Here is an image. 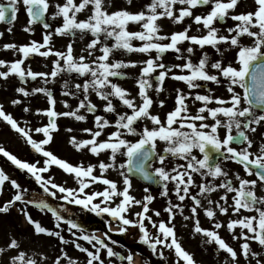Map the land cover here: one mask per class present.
Returning <instances> with one entry per match:
<instances>
[{
    "label": "snow or ice",
    "instance_id": "1",
    "mask_svg": "<svg viewBox=\"0 0 264 264\" xmlns=\"http://www.w3.org/2000/svg\"><path fill=\"white\" fill-rule=\"evenodd\" d=\"M131 2L132 0H128L129 4ZM239 3L240 0H150L142 10L135 12L127 9L108 11L105 0H79V2L77 0H65L64 3H57L53 18L62 17L63 22L55 29L56 34L69 33L75 35L76 30H79L80 33L91 32L94 39L86 46L89 56L92 55V51L96 46L101 43L102 35L105 40L112 38L114 43L111 46L103 43L100 48L102 54L91 61L86 60L84 55L75 57L71 43L67 45L66 52L54 51L49 46L52 36L50 32L44 34L42 43L32 40L30 43L20 45L5 44L3 46L5 49H15L22 55V58L13 61L0 59V66H7V71H0V77L7 78L10 74H16L21 81H24L27 77H31L33 80L41 77L45 78L46 82L47 77L55 78L59 73L67 71L88 78H85L82 83L74 85L76 89L82 91L84 98L79 101L76 109L66 112L55 110L56 100L47 88L38 87L32 90L37 93H45L50 105L47 109L37 110L38 112L43 111L49 117L47 125L35 129L36 132L43 133L45 137L39 141L33 139L30 130L22 127L11 113L6 112L3 105H0V118L22 134L27 143L46 158L43 167H38L39 162L31 163L19 159L2 145H0V153L18 168L27 170L35 177L36 182L41 184L44 191L50 193V195L55 196L56 192L53 189H58L60 193L64 194L60 199L69 200L73 198L72 203L83 205L86 208L91 207V210L98 215L108 214L119 222V227L116 229L119 232H126L129 225H138L142 233L140 240L147 244L153 252L157 251L158 245L174 249L178 257L176 264H180L181 260L184 264H197V262L178 240L174 225L170 226L164 220H160L158 224L153 222V227L158 229L159 234L154 236L149 232L144 220H152V217L147 213L149 212V203L154 197L148 194L143 197V200H138L132 196L129 191L132 187L130 174L136 171L146 180L161 183L163 185L161 195L164 196L168 195V182H175L173 191L178 200L184 201L190 197L194 202L191 208L193 217L196 216L198 207H204V212L209 218L216 216V209L220 213L227 214L229 212L227 206L228 194L234 193L231 197L232 212L240 214L242 210H246L256 214L229 219L226 226L233 233L237 227H240L242 231L239 236L233 234V239H243L244 242L240 245V249L246 259L249 255L257 257L259 253L251 251L249 241H256L259 245L264 246V195L258 196L256 192L258 182L264 184V144L260 146L259 154L253 158L252 153L249 151L253 141L249 139L244 129L250 128L254 132L255 128L252 125L264 122V0H255L254 10L235 13L234 10ZM23 5L29 17L28 25L39 21L43 23L44 28L50 27L44 19L49 9V0H23ZM177 5H179L178 8ZM198 7H207L208 11L203 14H195L194 10ZM9 9L11 10L10 13ZM86 9L90 12V15L86 19H78L77 14ZM17 13V0H10L6 5L0 3V22L6 21L11 24L17 19ZM164 17L177 24L182 23L186 18H191L195 24L201 25L204 31L199 35H190L192 25L189 24L183 30L163 34L158 21ZM228 19L236 21V23L226 29L228 34H221L216 24L217 22H226ZM130 23L139 24L140 30L130 31L128 27ZM11 30L10 27L8 31ZM25 30L32 31L27 26ZM2 34L0 33V35ZM245 35L253 39L252 44H241V38ZM134 40H139L141 43L139 45L133 44ZM185 41L198 45L201 49L205 46H211L217 52L220 51L219 45L221 43H229L239 49L236 56L239 67L233 66L231 63L224 65L220 60H216L211 64V68L215 69L216 72L211 73L208 70L209 57L207 52H204L197 63H194L190 56L187 58L178 57L185 59L182 64L166 65L163 63V55L169 50L180 53L181 48L179 45ZM41 49L46 50L42 51ZM115 49L148 54V58L141 62L143 66L140 70V77L136 81L139 89V103H137L136 97L131 96L128 89L113 80V78L126 76V73L120 71V69L136 64V61L125 62L124 60L110 62V56ZM153 50L155 51L154 56L152 55ZM193 51V47L187 48V53ZM33 54L44 57L54 54L58 59L53 61L54 67L50 73L37 72L33 71L31 67L26 69L23 66L25 60ZM173 68L180 71L173 72ZM153 73H156L154 79L157 81V91L163 90L164 81L171 74L173 79L185 82L188 89L203 87L204 85L199 83L200 81L220 83L222 77L228 81L227 91L231 95L228 99H224L220 96L196 92L194 102H201V106L193 114L189 111L186 102L189 96H193V93L191 91L185 93L183 89H177L175 107L166 114L164 120H161L158 114H152L150 111L153 99L149 95L148 89L153 87L151 82ZM65 86H67V81ZM237 86L242 89V92L236 91ZM16 91L24 96L29 95L28 90L24 87H19ZM90 92H95L97 97L104 101L103 108L106 113H116V119L113 122L103 115H95L96 130L94 131L92 128L83 129V132L90 134V138L78 139L76 136H72L70 143L77 150L88 148L95 155L110 150L109 159L111 163L99 162L101 175L94 173L96 165L88 164L85 166L82 162L73 165L45 147L52 140V132L58 129L56 117H73L78 121H85L87 116L80 114V109L86 108L89 113L96 112L97 105L88 98ZM65 94L75 95L73 92H65ZM114 98H117L130 111L117 112L113 103ZM212 102H215L217 106L209 107ZM12 103L17 104L20 101L17 99L13 100ZM160 104L163 106L164 101L161 100ZM65 105L67 106V101H65ZM25 111H28V109L25 108ZM257 111H259V115H257ZM205 113H207V116ZM209 116L213 120L212 123L206 122ZM142 119L151 120L153 126L151 128L144 126L142 130L138 131L135 125ZM109 126H114L115 131L110 132L105 140L98 139L104 129ZM221 128L225 129L223 136L220 134ZM234 128L236 130L235 135L233 134ZM126 134L138 135L139 139L130 141L124 138ZM157 141H163L166 144L162 154L156 152ZM237 142H246L247 146L242 149L233 147L232 145ZM194 149L199 150L202 158H198L193 154ZM117 154L126 157L119 165L116 163ZM221 155L224 159H231L239 163L248 176L255 175L257 179L241 177L237 173L235 179L238 181V187L234 186L232 179L228 178V172L223 169L219 162L218 157ZM168 156L183 159L185 163L167 168L164 166V162ZM157 158L161 166L155 167L153 173L149 171L151 167L149 161ZM51 165H57L65 172L74 174L78 181V189L56 184L52 182L51 178L46 179L42 173L47 172ZM252 166H255V169ZM117 167L121 170L120 175L123 178L124 186L122 190L118 188L115 180L103 175L108 169ZM194 173H198L205 178H224L220 183L208 181L197 185L200 195L224 189V194L220 197V200L215 202L209 200V206H203L198 195L190 193V186L196 184ZM6 181L10 182L16 191L12 198L0 207V213H7L16 202L24 201L26 204H34L41 210L50 211L57 221L56 228H60L59 222H66L69 226L68 231L71 232L73 237L77 235L76 232L72 231L73 229H79L83 232L78 223L70 219L65 220V217L51 207L46 200L31 199L25 201L24 192L26 189H22L15 179H11L3 168H0V191L3 190ZM98 181L106 185L102 191L91 193L86 191L91 184ZM81 194H83V198H81ZM117 196L121 199L119 203L112 206L111 202ZM98 197L101 198L100 202L94 203L93 201ZM214 203L216 209L211 206ZM133 204L141 205L142 208L140 212L134 213L137 217L135 220L126 215ZM174 207L179 208L181 214L183 212L182 205H172L169 202L166 211L170 214V218L174 216ZM21 211L27 221L33 225L36 234L55 236L64 244L74 243L77 249L86 253V264H95V262L105 264L104 259L101 258V249H106L108 257L120 256L122 260L127 261V264H134L131 252L126 257L121 256L105 242L104 238L94 233L83 234L81 237L92 245V250H90L76 241L66 240L60 231H54L43 226L26 209H21ZM156 215L159 216L160 213L157 211ZM184 218L189 219L187 216ZM222 226L220 222H216L214 224L215 230L204 228L201 226L199 219L196 218L194 231L203 233L208 238V242H215L219 249L230 254L233 264H237L238 252L217 231ZM109 228H111V224H109ZM104 237L111 240L107 232L104 233ZM112 243L116 242L112 241ZM19 248V241L12 237L6 246L0 247V254L5 253L6 249ZM159 255H164L162 250ZM62 258H67V264H79V261L69 257L66 251H62V256H57L53 264H61ZM8 264H38V262L34 257L20 250L17 254L10 256ZM109 264H112V261H109ZM256 264H264V262L257 259Z\"/></svg>",
    "mask_w": 264,
    "mask_h": 264
},
{
    "label": "rangeland",
    "instance_id": "2",
    "mask_svg": "<svg viewBox=\"0 0 264 264\" xmlns=\"http://www.w3.org/2000/svg\"><path fill=\"white\" fill-rule=\"evenodd\" d=\"M149 2L150 0H132L131 4H129L128 0H105V6L107 7L108 11L127 9L129 11L135 12L142 10L144 6ZM17 7V19L13 24L7 26L0 22V33H3L2 35H0V59L6 61L20 59L22 58V55L18 53L15 49H5L3 47L5 44L14 43L20 45L30 43L32 40H36L42 43L44 34L48 33L38 28H32L31 25H28V23H26L25 20L21 18V16H23L24 14H22L20 11L24 12L26 10L25 6L23 5V0H17ZM194 11L195 14H203L204 9L198 7ZM52 12H55V8L52 9ZM88 15H90V12L86 9L85 11L81 12V17L79 19H86ZM158 23L161 25V31L163 34H170L174 31L183 30V28L188 26L189 24L192 25V28L189 32L190 35H199L202 34L204 31L202 26L195 24L191 18H186L182 23L177 24L174 23L172 20L164 17L161 18ZM26 26L30 27L32 31H26ZM10 27L12 30L8 31ZM128 27L130 31L140 30L139 24L130 23ZM50 33H52V42H50L49 46L52 47L54 51L66 52L67 45L71 43L73 48V55L75 57L84 55L86 60L88 61H91L102 54L100 48L102 47L103 43H107L109 44V46L114 43V40L112 38H108L107 40H105L102 35L101 43L96 46L99 49V52L89 56V54H86L88 52L86 46L88 44L87 39L90 36H82L80 38L68 40L64 36L56 35L55 31H51ZM140 43L141 41L139 40L133 41V44L136 45H139ZM190 46L193 48L199 47L198 45L190 44V42L187 41L182 42L179 45V47L181 48V52L176 53L173 50H169L167 52V55L162 58L163 63H184L185 59L178 57H187V48ZM41 50L44 51L46 49ZM152 55H155L154 50L152 52ZM147 58L148 54L140 52H129L124 49H115L112 55L110 56V62H114L116 60H124L125 62L136 61L135 66H128L120 69V71L126 73L125 79L117 80L113 78V80L115 83H118L122 87L128 89L131 96L137 98V103H139L140 101L138 96L139 89L136 81L140 77V70L143 66L141 62L143 60H146ZM57 59L58 58L54 54H50L47 57L40 56L38 54H33L25 60L23 66L26 69L28 67H31L33 71L50 73L52 68L54 67L53 61ZM61 63H63V61H61ZM0 71H7V66H0ZM172 71H174V68L172 69ZM179 71L180 70L177 69V72ZM61 73H59L55 78H52L51 76L47 77L46 82L45 78L37 77L34 83H29L28 81H26L25 84L19 83L18 76L16 74H10L7 78L0 77V105H3L4 110L8 113H11L12 116L22 127H26L27 129H29L33 139H36L37 141L44 139L45 137L43 133L36 132L35 129L47 125L49 121V117L43 111L38 112L37 110L47 109L50 107V105L48 102L47 95L45 93L33 92L32 90L34 88H47L50 92H53L54 98L56 100L55 110L57 112H66L76 109L79 104L77 95H66L65 93H61L60 90L62 86L64 87V89H68V84L67 86H65V81L62 82ZM74 74L77 76V78H80V75L78 73L74 72ZM154 75H156V73H153L152 77ZM79 81L80 80L72 81L73 87L71 88V90H75L74 85L77 84V82L80 83ZM151 82L153 87L148 89L150 91L149 95H152L151 97L153 99V104L150 111L152 112V114H158L160 116L161 112L160 109L157 107V104L159 103V97H155L157 93V91L155 92L157 82H154L152 78ZM168 83H172L171 74L166 77L164 81L163 90L161 91L165 95H167L166 99L169 100L170 105L172 104L171 97L176 92V90L183 88L188 89V87H172L171 85H168ZM19 87L26 88L29 92V95L24 96L22 93L17 92L16 89ZM168 90L171 92H169ZM187 91L189 92V90H186V92ZM73 93L76 92L73 91ZM88 98L94 104L97 105L96 112H98L99 114H96V112L94 114L89 113L86 111V108H83L80 109V114L87 116V119L85 121H78L73 117H56L55 119L58 124V129L52 132V140L49 144L45 145V147L47 150L53 152L58 157L67 160L73 165L80 164L81 162L85 166H87L88 164L96 165L94 173L96 175H101L99 169V162L104 161L105 163H111L109 159L111 155L110 150H105L99 155H95L91 153L88 148L77 150L70 143V139L72 136H76L78 139L90 138V134L83 132V129L92 128L94 131L96 130L94 123L95 115H103L113 122L116 119V113H106L104 111V101L97 97L96 94L89 93ZM17 99L20 101V103L13 104L12 101ZM65 101H67V106L65 105ZM113 103L116 107L117 112L119 113L130 111L117 98L113 99ZM25 108H27L28 111H25ZM135 126L137 127L138 131H140L144 126L151 128L153 125L151 120L142 119L138 121ZM69 129H71V131H69ZM112 131H115L114 126H109L105 128L98 139H107L108 134ZM124 138L130 141H135L139 139V136L133 134H126ZM162 143L163 141H157V152L162 151L163 146H160ZM0 145H2L7 151L16 155L19 159L24 158L27 159L26 161L28 162H31V159H34V162L32 161L31 163L39 162L38 167L44 166V160L46 158L43 156V154L36 152L31 147V145L27 143L26 138L18 131L13 129L11 125L4 121L2 118H0ZM124 157L125 156L121 154H117V165L124 161ZM159 166L161 165L157 162L152 164V168L154 169L155 167ZM164 166L167 168H172L167 159L164 162ZM0 168H3V170L9 175L11 179H15L21 185L22 189H26V191L24 192L25 201L31 199H44L47 201L48 204L51 205V207L55 208L62 216H64L65 220H71V217L69 218L68 215L70 212L73 211V209L66 207L65 204L67 202H71L73 198H70L69 200L60 199V197L64 194L60 193L58 189H53V191L56 192L55 196H52L50 195V193L45 192L41 184L36 182L35 177L28 173L27 170H22L18 168L2 153H0ZM120 171L121 170L118 167L110 168L107 170V172L103 173V175L109 179L115 180L117 182L118 188L122 190L124 185L123 178L120 175ZM42 175H44L46 179L51 178L52 182L56 184H60L73 189H78V181L75 178L74 174H69L65 172L57 165H51L48 168V171L42 173ZM131 183L132 187L129 189L130 194L138 200H143V197L147 194L145 193L144 186L140 182L133 179H131ZM49 187H51V185H49ZM105 187L106 185L98 181L91 184L90 187L86 189V191L89 193L93 191H102ZM15 191L16 189L12 187L11 183L6 181L3 186V190L0 191V207H2L6 201L12 198ZM81 198H83V194H81ZM120 199L121 197L119 196L115 197L111 202L112 206H115V204L119 203ZM100 200L101 198L98 197L93 202L99 203ZM156 206L157 205L155 204L153 205V212L151 210L149 211V216L152 217V220L147 221L149 228H153L154 231L157 230L156 227H153V222H156V220H154ZM21 209H26V211L34 219L40 221L43 226L54 231H60L66 240L76 241L82 246L89 248L90 250H92V245L88 241H85L81 238L83 234L94 233L95 235L104 238L105 242L108 243L109 246L114 249V251L120 254H126L127 251L131 252L134 257V264H145L143 259H141L140 253H143L146 260L148 259L149 255L153 256L154 258H162V260L160 261L161 264H171L174 261L171 253L169 255H166L164 247L157 246V251L153 252L147 244L141 241V232L138 225H129L127 226V231L121 233L116 230L119 227V222L110 217L108 214H104L100 215L99 220L104 218L105 222L102 223V226L105 232L109 233L108 235L111 237V240H108L104 237V232L99 231L97 228V221H93V219L90 218L85 219V224L83 228L81 226L83 232H81L79 229L72 230L77 233L76 237H73L71 232L68 231L69 226L66 222H59L60 228H56L57 221L55 220L50 211L41 210L33 204H26L24 201H20L16 202L13 206H11L7 213H0V247L6 246L12 237H15L20 243L19 249H6L5 253L0 254V264H8L10 256L17 254V252L20 250H23L29 256L34 257L37 260L38 264H53L57 256H62V251H66L69 257L77 259L79 261V264H86V253L77 249L74 243L64 244L55 236L47 234H36L34 232L33 225L27 221ZM86 209L89 210V212L91 213V207H87ZM141 210V205L133 204L130 207V211L126 215H128L130 219L135 220L137 217L134 215V213L140 212ZM110 218L113 219V221ZM75 222L77 223V221ZM109 224H111V228H109ZM153 233L155 232H152L151 234ZM112 241H115L116 243H112ZM233 248L235 249V247ZM161 250L164 253L163 256L159 255V252ZM101 258L104 259L105 264H109V261H112V264H122L118 261L116 256L108 257L106 249H101ZM61 264H67V258H62ZM95 264H98V262H95ZM201 264L205 263L201 262ZM212 264H215V262H212ZM222 264L224 263L222 262ZM227 264H233V262ZM237 264L252 263L248 261L244 256L238 255Z\"/></svg>",
    "mask_w": 264,
    "mask_h": 264
},
{
    "label": "flooded vegetation",
    "instance_id": "3",
    "mask_svg": "<svg viewBox=\"0 0 264 264\" xmlns=\"http://www.w3.org/2000/svg\"><path fill=\"white\" fill-rule=\"evenodd\" d=\"M65 0H49V7L51 8H56L55 5L57 3H64ZM77 2H79V0H77ZM255 0H240V3L238 4L237 8L234 10L235 13H239V12H243V11H251L255 9ZM178 8V5L176 6ZM204 9L203 13H206L208 11L207 7H201ZM78 19L81 17V13L77 14ZM48 21L52 22V23H56L57 21H63L62 17H55L53 18V16H47ZM236 23V21H233L231 19H228L226 22H217L216 27H218L221 31V34H228L226 29L230 26H234V24ZM67 36V39H76L79 36H82V33H79L76 30L75 35L73 34H69V33H65ZM253 39L248 37V36H244L241 38V44L243 45H250L252 44ZM220 51L217 52L215 48L211 47V46H205L203 48V50L200 47H194V51L192 53H188L186 52L187 57H191V59L193 60L194 63H197L200 59V57L204 54V52L208 53V57H209V72L211 73H215L216 70L211 68V64L214 63L216 60H220L224 65H227L229 63L233 64V66L239 67V64L237 62L236 56H237V52H238V48L235 46H231L229 43H221L219 45ZM63 49V48H62ZM99 49L96 47L93 51L92 54H96L98 53ZM88 54V52H87ZM167 55V54H166ZM165 55V56H166ZM185 57V58H187ZM172 64H176V63H171ZM169 65V64H166ZM173 72H177V69L174 68ZM74 75H72L71 73L64 71L62 73V77L65 82L67 81L68 84V89H65V92H73L75 91V95L78 96V101H80L81 99L84 98L83 93L81 90H78L75 88V90H71V88L73 87L72 81L73 80H80L79 82L82 83L83 79H78L76 77H73ZM76 78V79H75ZM88 78V77H86ZM172 78V77H171ZM85 79V78H84ZM168 81V80H167ZM78 83V82H77ZM199 83L203 84L204 86L198 89H186L183 88L184 92H186V90H189L193 93V96H189L187 98V104L189 107V111L193 114H195L196 110L201 106V102L199 101H195L194 102V94L196 92H200L201 94H207V95H211V96H220L224 99H228V97L231 95L228 91H227V86H228V81L224 78L221 77L220 83H216V82H203L200 81ZM168 85H171L172 87L175 86H183L186 87V83L183 81H178L172 78V83ZM157 90H155L156 92ZM169 91V90H168ZM236 91L237 92H242V89H240L238 86L236 87ZM150 91L148 90V93ZM171 92V91H169ZM90 94H95V92H90ZM162 94V95H161ZM152 96V95H150ZM156 98H158V104L157 107L160 109V118L164 119L166 117V114L171 111L174 107H175V97H176V92L172 95V104L169 105V100H167V95H165L163 92L161 91H157L156 93ZM163 100L164 104L163 106H161L160 101ZM174 103V104H173ZM217 106L215 102H212L209 107H215ZM156 107V106H155ZM259 111H257V115H259ZM83 115V114H82ZM205 115L207 116V113H205ZM207 123H212L213 120L212 118L209 116L207 121ZM178 126V125H177ZM253 128H255V131H251L250 128L248 129H244L246 135L249 137V139H251L253 141L251 148L249 149V151L252 153L253 158L259 154V149L260 146L262 144H264V122H261L260 124H253L252 125ZM220 134L221 136H223L225 134V129L221 128L220 129ZM233 134H236V130L235 128L233 129ZM160 146H163V149L166 147V144L163 142ZM233 147H236L238 149H242L244 147H246V142L240 143H234L232 145ZM163 149L162 152L160 154L163 153ZM193 154L196 155L198 158H202V154L199 152L198 149H194L193 150ZM219 162L221 164V166L223 167V169L225 171L228 172V178L232 179L233 181V185L238 187V181L235 179V176L237 173H239V175L241 177H246L249 179H257V177L255 175L252 176H248L247 173L244 171L242 165H240L239 163L231 160V159H224V157L221 155L218 157ZM167 161L169 162V164L171 165V167H175L177 164H184L185 161L183 159H179L176 157H172V156H168ZM156 162H159L158 158L156 159ZM255 169V166H252ZM194 180L196 181V184L190 186V193L191 194H197L198 198L201 199L202 205L203 206H209L208 205V201L212 200V201H218L220 200V197L224 194V189H218L215 192L212 193H204L202 195L199 194V188L197 187V185L201 184V183H206L208 181H212L213 183H220L224 178L220 177V178H215L213 179L212 177H202L200 174L198 173H194ZM174 183L175 182H168V195L164 196L161 195L162 191H163V187L160 188L157 193L156 196L154 197V199L152 200V202L150 204H152V207H150L151 211L153 210V205H157L156 206V210H155V218L154 220H156V223L158 224V222L160 220H164L165 223H168L170 226L174 225L175 226V232H176V236L178 238V240L180 241V243L182 244V246L189 251L194 259L196 260L197 264H201V262L205 263V264H212V262H215V264H222V262L224 264L229 263V259L226 257V255L224 254V250L219 249L218 245L215 244V242H208V238L203 234V233H197L194 231V225H195V219L198 218L200 221V224L202 227L204 228H209V229H214V224L216 222H220L223 226L218 229L217 231H219L220 235L225 239V241L229 244V245H236L239 248V253L241 254V256H243V254L241 253V249H240V245L244 242L242 238L240 239H233V234L239 236L240 232L242 231V229L240 227H237L235 229V232H231L229 231V229L227 228V222L229 219H236V218H240V216L243 215H255V212H248L246 210H242L240 214L234 213L231 210V206H232V199L231 197L234 195V193H229V199L227 201V206L229 207V212L227 214L224 213H220L218 211V209H216V205L215 203L213 205H211L214 209H216V216L214 218H209L206 216L205 212H204V207H198L197 208V213L196 216L193 217V214L191 212V208L193 206V201L191 200L190 197L186 198L184 201H179L175 192L173 191L174 188ZM256 192L257 195H264V184H261L258 182L257 187H256ZM169 202H171L172 205H177L180 204L182 205L183 208V212L181 214V210L179 208H173V212H174V216H172L170 218V214L166 211V209L169 207ZM221 203H223V201H221ZM159 212L160 215L157 216L156 212ZM150 212L147 213V215H149ZM189 217V219H185L184 217ZM147 219L144 220L145 225L147 224ZM149 232H155L153 235H158V229L156 231H154V229H148ZM215 230V229H214ZM246 231V230H244ZM250 245H251V251L257 252L259 253V255L257 257H253L251 255H249L248 259L251 260L252 264H256L257 259L261 260L262 262H264V246L259 245L258 242L256 241H249ZM160 246V245H158ZM163 247V246H162ZM166 252H168V249L165 250ZM172 253H173V257H174V261L172 262V264H176V261L178 259V257L176 256L174 249H172ZM160 262V261H159ZM180 264H184V262L181 260Z\"/></svg>",
    "mask_w": 264,
    "mask_h": 264
},
{
    "label": "water",
    "instance_id": "4",
    "mask_svg": "<svg viewBox=\"0 0 264 264\" xmlns=\"http://www.w3.org/2000/svg\"><path fill=\"white\" fill-rule=\"evenodd\" d=\"M8 11H9V13H10V9H9ZM130 175L135 176V177H137V178L140 179V180H143V181H146V182H149V183H153L151 180H146V179H144V178L142 177V175H141L140 173L136 172V171H133Z\"/></svg>",
    "mask_w": 264,
    "mask_h": 264
}]
</instances>
